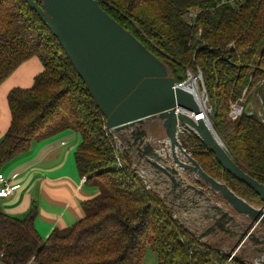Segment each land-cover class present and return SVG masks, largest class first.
<instances>
[{
  "label": "trees",
  "instance_id": "obj_1",
  "mask_svg": "<svg viewBox=\"0 0 264 264\" xmlns=\"http://www.w3.org/2000/svg\"><path fill=\"white\" fill-rule=\"evenodd\" d=\"M97 2L166 64L176 83L188 72L201 73L213 130L237 165L264 184V121L244 105L254 90L264 104V0ZM191 8L200 10L193 24L185 19ZM32 57L42 71L29 88H12L7 95L10 123L0 141V167L29 150L32 140L70 129L80 136L77 171L98 192L82 203V218L46 239L34 227V205L22 216L0 210L5 264H142L147 248L159 264H250L245 254L230 258L198 239L146 186L125 153L117 164L104 116L55 37L25 0H0V84ZM234 104L242 111L232 119ZM178 139L209 176L249 204L263 206L192 133Z\"/></svg>",
  "mask_w": 264,
  "mask_h": 264
},
{
  "label": "water",
  "instance_id": "obj_2",
  "mask_svg": "<svg viewBox=\"0 0 264 264\" xmlns=\"http://www.w3.org/2000/svg\"><path fill=\"white\" fill-rule=\"evenodd\" d=\"M25 1L55 37L83 81L86 91L104 116L105 128L120 134L129 131L123 140L125 145H121L122 151L130 159L131 153H135V171L143 166L155 173L153 190L165 204L169 203L166 205L169 211L173 214L174 207L187 210L185 205L178 203L187 190L193 192V197L189 198L192 206L198 205L200 200L210 202L205 188L179 179L182 174L178 169L196 173L207 188L218 193L232 210L230 213L218 205L211 206L214 213L204 215V220L212 223L197 235L198 239L228 234L238 215L249 219V230L241 233L234 249L225 254L236 256L235 249L241 248L247 237L264 245V239L259 240L253 233L258 226L264 228V184L237 165L207 117L195 119L202 113L199 101L192 92L176 85L166 64L105 12L97 0ZM154 118L161 121L169 144V152L164 156L152 145L148 132L142 128L146 120ZM178 127L199 139L214 155L218 165L253 190L263 206L249 204L224 183L209 176L182 147L177 135ZM167 157L171 159L170 166ZM256 250L264 252V247Z\"/></svg>",
  "mask_w": 264,
  "mask_h": 264
},
{
  "label": "crops",
  "instance_id": "obj_3",
  "mask_svg": "<svg viewBox=\"0 0 264 264\" xmlns=\"http://www.w3.org/2000/svg\"><path fill=\"white\" fill-rule=\"evenodd\" d=\"M41 71L40 61L32 57L0 84V141L10 123L9 91L29 88ZM79 142L77 132L59 130L32 140L29 150L3 164L0 174L13 190L10 195L0 197V210L22 216L34 205L37 209L34 227L43 239L54 229L67 228L82 218V203L98 190L85 183L77 171L74 152ZM0 264L5 263L0 259Z\"/></svg>",
  "mask_w": 264,
  "mask_h": 264
},
{
  "label": "rangeland",
  "instance_id": "obj_4",
  "mask_svg": "<svg viewBox=\"0 0 264 264\" xmlns=\"http://www.w3.org/2000/svg\"><path fill=\"white\" fill-rule=\"evenodd\" d=\"M190 74L193 75L192 73ZM263 91H264V86L262 87L260 93L263 94ZM241 101L243 102L244 99H241ZM244 105H245V109H249L250 111H253L256 114L264 112L263 110L264 104L261 103V100L259 99L255 90L253 92V96H251L249 100V103ZM142 128L143 130L148 132V138L151 141H159V140L162 141L165 138L164 130L161 126V122L157 118L146 120ZM124 133L121 134L122 139H125L124 137H127L128 131H125ZM168 152H169V144H168ZM123 159L125 161V158ZM167 159L170 161V163H168V165L170 166L172 164L171 159L170 157H167ZM184 160L186 161L185 158ZM178 170L181 172L183 181L185 183H192V184H196L198 187L205 188L207 195L211 199L210 202L200 200L198 205H194V206H192V202L188 201L187 203H184L185 206L187 207V210H184V208L181 209L179 208L177 209V207L173 208V215L196 236L203 233L205 229L211 225L212 223L211 220H204V215L214 213L211 206L218 205L219 207H221V209L232 213V210L230 209L229 205L220 197L218 193L207 188L204 181L196 173H191L189 171H184L182 169H178ZM162 187L164 188L163 185ZM161 192L160 194H162ZM192 194L193 192L191 190H187L183 195L184 197L182 199H184L185 197L192 198L193 197ZM248 196L255 202V199L251 195ZM194 198L198 199L196 196H194ZM166 205H169V203H166ZM249 224L250 221L248 218L236 215L235 226L230 228V232L228 234L224 236L221 235L222 237H220L219 235L215 237L209 235L206 236L205 238H202L201 240L206 241L208 239L207 240L209 241L208 243H213L219 246L222 251L231 252L234 249L233 247L235 243L240 239V234L249 230V226H250ZM253 233L255 234V237H257L259 240L264 239V228L262 226L256 227L253 230ZM260 247H264V245L260 243L256 244L253 242V239L251 237H247L245 238L244 244L241 246V248L235 249V254L236 255L245 254L250 264H264V252L263 251L258 252L256 250V248H260ZM142 264H159L156 253L152 251L150 248L146 249Z\"/></svg>",
  "mask_w": 264,
  "mask_h": 264
},
{
  "label": "built area",
  "instance_id": "obj_5",
  "mask_svg": "<svg viewBox=\"0 0 264 264\" xmlns=\"http://www.w3.org/2000/svg\"><path fill=\"white\" fill-rule=\"evenodd\" d=\"M199 9L198 8H191L187 11L186 15H185V19L187 20V22L189 24H193L197 13H199ZM176 85L178 87H182L184 89H186L187 91L192 92L196 97L198 96L200 98L199 103L202 107V113L197 114L195 116V119H199V118H204L207 117V114L211 112V109L207 106V94H206V90L204 88L203 85V81H202V77H201V73L198 72V74L196 75H191L190 72H188L187 74V78L185 81L180 82V83H176ZM239 104H234L231 107V111L229 112V116L232 119H235L238 115H240L241 111H242V106L239 107ZM258 117H260V119L262 121H264V112L262 113H257ZM161 122V121H160ZM106 129V128H105ZM107 130V129H106ZM107 132L112 135L113 139L115 140L116 143V147L118 149V154L116 155V162L118 165L122 164L121 161V153H123L122 151V143L124 144L121 134L120 133H114L110 130H107ZM184 129L178 127V134L183 133ZM129 134V131L127 133V135ZM126 138V137H124ZM152 145L159 151V153L161 155L164 156V154L166 152H168V141L166 138H164L162 141H151ZM125 145V144H124ZM131 161H132V165L134 167L135 165V160H136V156L135 153L132 152L131 153ZM140 169L137 170L136 172L138 173L139 176L142 177V179L144 180L146 186L148 188H153V184L152 182L154 180H156V175L155 173H152V171H149L148 169L144 168L143 166L139 167ZM82 180L85 182L86 178L82 177ZM0 183L3 184L2 186H0V197H6L8 195H10L12 193L13 187H11L7 182H5L4 177L2 174H0ZM232 258V257H230Z\"/></svg>",
  "mask_w": 264,
  "mask_h": 264
},
{
  "label": "bare ground",
  "instance_id": "obj_6",
  "mask_svg": "<svg viewBox=\"0 0 264 264\" xmlns=\"http://www.w3.org/2000/svg\"><path fill=\"white\" fill-rule=\"evenodd\" d=\"M193 95H194V94H193ZM194 98L196 99V101H199V100H200V98H199L198 96L196 97V96L194 95ZM179 179H183V177L180 176ZM169 183H170V181L168 180V184H169ZM166 185H167V184H166ZM166 185H165V186H166ZM169 185H170V184H169ZM158 189L160 190V186L158 187ZM161 191L163 192L164 189L161 190ZM189 198H190V197H185L184 199H181L178 203L181 204V205H185L184 203H187V202L189 201Z\"/></svg>",
  "mask_w": 264,
  "mask_h": 264
}]
</instances>
